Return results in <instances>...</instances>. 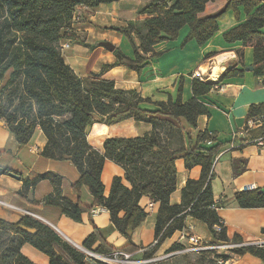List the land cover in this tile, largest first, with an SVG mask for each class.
<instances>
[{
	"label": "trees",
	"instance_id": "16d2710c",
	"mask_svg": "<svg viewBox=\"0 0 264 264\" xmlns=\"http://www.w3.org/2000/svg\"><path fill=\"white\" fill-rule=\"evenodd\" d=\"M115 1L119 0H0V77L8 70H11L10 80L21 74L23 90L32 100L21 115L18 110L10 111L9 104H0V120L6 123L21 146L28 144L36 130L41 129L46 138L41 155L55 160L69 156L79 173L78 179L71 184L72 191L79 193L85 185L94 201L91 206H86L80 202L79 195L77 200L64 196L63 176L49 171L24 179L17 193L27 199L29 191L47 179L53 190L44 197L43 204L55 205L75 222H82L84 212L90 213L95 206H103L109 211L114 227L122 234H126L130 227L136 228L148 216L140 205L141 198L147 195L159 203V208L155 223L157 243L145 252V257H152L166 239L182 230L188 216L206 224L213 236L212 241H229L224 226L220 232L214 229L220 217L213 207L217 206L211 186L213 167L224 148H242L263 136L264 125L248 130L242 138L217 143H214L216 137L213 133L200 131L195 142L190 139L188 143L183 122L196 127L200 116L209 115L199 98L214 90L222 79L240 74L244 69L231 65L218 81L193 77L192 96L186 101L181 97V78L177 99L173 101L169 97L167 101L155 102L153 109L144 106L151 99L142 97L136 89L119 88L110 79L79 77L61 52V44L65 41L84 43L75 31L73 14L80 6L94 9ZM211 1L216 0H153L140 12L149 15L148 18L130 20L125 27L113 28L129 37L134 57L116 48L115 60L105 64L101 71L125 65L141 74L148 60L159 54L154 51V46L176 38L185 25H188L189 32L182 45L191 39L204 45L218 31V19L225 12L232 10L237 16L240 6L246 13L257 7L254 14L226 31L223 38L227 42H242V47L237 49V62L242 66L243 48H253V72L264 85V0H228L220 11L202 15ZM261 111V107L252 106L248 117ZM130 118L150 123L152 130L137 137H108L103 144L104 153L88 142L86 130L94 123L113 124ZM208 142L212 145H202ZM178 158H183L185 168L200 166L201 172L198 179L187 180L181 192V202L171 204L170 196L177 184ZM106 159L125 170L124 176L113 178L108 195H105L101 178ZM6 172H9L8 168L0 167V174ZM240 172L241 169L235 171L236 174ZM124 179L130 187L124 184ZM234 199L243 208L263 207L264 189L238 191ZM21 225L36 228V232H26ZM5 232L9 235L1 236ZM97 242L100 245L93 249ZM234 242H241V238L236 237ZM24 244L46 254L49 264H105L89 260L53 227L36 217L24 215L14 222L0 217V264H6L8 260L12 264H36L22 253ZM130 245L134 246L133 243ZM83 247L98 253L116 250L105 242L96 227L83 242ZM178 247L174 243L167 251ZM232 252L251 254L264 261V243L247 244L232 249ZM196 255L212 256L216 262L218 257L225 260L228 257L213 251Z\"/></svg>",
	"mask_w": 264,
	"mask_h": 264
},
{
	"label": "crops",
	"instance_id": "0c3cea01",
	"mask_svg": "<svg viewBox=\"0 0 264 264\" xmlns=\"http://www.w3.org/2000/svg\"><path fill=\"white\" fill-rule=\"evenodd\" d=\"M152 1L119 0L109 4H101L94 9L88 8L89 25L75 27L76 33L84 43L71 42L70 47L62 51L65 61L81 78L92 80L110 79L119 88L136 89L142 97L151 99V102L144 103L145 107L151 109L156 107L154 105L155 102L167 101L169 97L173 101L177 99L181 78V97L183 101H186L192 96L191 85L193 77H200L205 81H216L217 79L220 80L228 66L233 65L237 69H244L240 74L222 79L218 87L199 98L208 109L209 115L200 116L196 127H191L183 122L188 143L190 139L195 142V138L200 131L212 132L214 137H216V142L214 143L242 138L241 131L244 129L251 107L257 106L261 107L262 110L264 109V85L261 78L254 74L253 69H246V67L252 66L254 62L253 48L251 46L243 48L244 67L237 62V49L242 47V42H227L224 40L223 34L254 14L257 7L250 13H246L244 7L240 6L237 16L232 10L225 12L218 19V31L204 45H198L193 39L182 45L184 38L189 32L188 25H185L176 38L164 40L154 46V51L159 54L148 60L141 74L125 65H118L102 72V67L105 64L112 63L115 60L114 50L116 48L129 57H134V47L129 37L113 28L125 27L130 20L148 18L149 15L141 14L140 12ZM227 1L216 0L208 2L202 15L220 11ZM85 32H88V34L85 35ZM91 38L96 40H91ZM134 39L137 42L135 37ZM100 41L112 42L115 45V49L113 51L106 49L104 46L99 45ZM151 130L152 125L150 123L130 118L113 124L98 121L88 127L86 133L90 145L99 152L104 153L103 144L108 137H137L143 136ZM32 139L36 142L40 141L41 146L35 144L28 147L31 141L26 145H19L8 130L6 123L0 120V153L5 152L8 145L15 149L14 151L11 150L13 155L10 156L9 164L1 167L8 168L9 171L21 176V179L18 180L10 176L8 172L0 174V195L7 196L12 201H15L12 204L0 200V203L9 204L16 210L21 211L20 213L2 210L3 216H0L14 222L25 215L24 211L30 212L35 215L33 217H40V220L43 219V222L53 227L65 240L75 247L76 245L83 247V242L96 227L109 246L128 252H137L136 257L144 256L145 252L140 250L150 249V246L156 241L155 223L159 208V203L153 202L147 195L141 198L140 205L148 212V216L140 225L133 228L132 233L129 235L127 232L122 234L114 227L108 210L97 215H91L89 211H86L82 214V222H75L63 215L59 209L44 207L42 203L44 197L53 190V185L47 179L40 181L33 188L32 200L29 198L25 199L17 193L22 188L24 179L34 178L39 175L33 173L38 170L36 169L37 164L43 160L45 164L42 168L43 170L39 173H46L53 166L63 176L62 193L64 196L77 200L79 195L80 202L86 206H91L94 201L89 188L85 185L80 188L79 193L72 191L71 184L78 179L79 173L76 167H71L73 164L70 159L65 157L62 160L44 159L41 155L40 152L46 143V138L41 129L38 128L36 130ZM202 145L210 146L212 144L202 143ZM31 147H37L38 149L33 151ZM32 154H36L35 159L31 156ZM223 157H226L221 167L223 173H218L222 181V190L215 189L213 178L211 186L214 200L217 203L216 210L220 220L224 222L228 239L234 242V239L239 237L241 242L238 243L262 242L264 241V206L240 207L236 203L234 195L238 191L245 190V187L252 183L256 184L259 189H264V145L258 146L253 142L242 148L230 150L224 148L217 157V165ZM240 160L242 161L240 162ZM176 168L177 184L175 191L170 196L171 204H179L181 202V192L187 180L198 179L201 172L200 166H194L190 169L185 168L183 158L176 160ZM236 169H241V172L236 174ZM124 174L125 170L121 165L110 159L105 160L101 175L105 195L110 192L113 178L115 176H124ZM45 182H49L48 184L50 185H44ZM123 182L130 187V183L127 180L124 179ZM37 203L40 205V211L45 213L44 215L32 208ZM150 204H152L151 207H149ZM200 224L206 226L205 223L191 216L186 218V226L192 225L198 236L206 241L213 240L210 231L208 236L202 233V229H199ZM177 238L178 231L166 239L154 255L167 251L177 241ZM130 243H133L135 248L132 245L128 246ZM99 245L100 243L97 242L94 244L93 249ZM21 250L34 263L49 264V257L32 245L24 244ZM227 256L225 264H264V261L251 254L241 255L231 251ZM167 264L218 263L215 259H212V256L188 254L175 256L168 260Z\"/></svg>",
	"mask_w": 264,
	"mask_h": 264
},
{
	"label": "built area",
	"instance_id": "2783aa9c",
	"mask_svg": "<svg viewBox=\"0 0 264 264\" xmlns=\"http://www.w3.org/2000/svg\"><path fill=\"white\" fill-rule=\"evenodd\" d=\"M88 9L86 6H80L76 9L73 14V25H75L81 19L82 10ZM70 47V42L65 41L61 44V50H66ZM218 81V80H217ZM217 85L216 87H218ZM264 125V109L261 112L255 113L250 117H247L244 129L241 131V135L246 136L248 130L257 129ZM210 134L212 132H209ZM255 144L258 146L264 145V135L258 137L253 140ZM211 142H208L210 144ZM33 151H37V147H31ZM256 184L252 183L245 187V190H258ZM152 204L149 205L151 207ZM217 209V206H213ZM188 210H190L188 208ZM103 211H107V209L103 206L97 205L91 211V215H97ZM27 212V211H26ZM32 214L30 212H27ZM34 216V214H32ZM224 226V222L219 220V222L214 226L216 232H220L222 227ZM157 240L152 244L151 247L155 246ZM264 241L258 243H235L231 241H206L198 236L192 225L185 226L182 230L178 231V238L175 244H178L180 247L176 248L172 251H165V254L153 255L152 257H136V253L128 252L121 249H116L109 253H98L86 248H83L81 251L87 256L89 260L95 259L97 261H101L105 264H153L161 260H166L172 258L174 256L183 255V254H200L205 251H213L218 255H228L232 249L244 246L247 244H263ZM149 249V248H148ZM148 249H141V252H146ZM227 260H225L222 256L217 258L218 264H225ZM96 264V263H95Z\"/></svg>",
	"mask_w": 264,
	"mask_h": 264
},
{
	"label": "rangeland",
	"instance_id": "374dc122",
	"mask_svg": "<svg viewBox=\"0 0 264 264\" xmlns=\"http://www.w3.org/2000/svg\"><path fill=\"white\" fill-rule=\"evenodd\" d=\"M88 14H89V10L88 9H83L82 10L81 19H80V21H78L76 23L75 27H84L85 25L88 26L89 22H90ZM87 34H88V32H85V35H87ZM84 39H86V37H84ZM91 40L95 41L96 39L95 38H91ZM69 42L71 43L73 41H69ZM10 76H11V70H8L2 77H0V104H3V103L9 104V110L10 111L18 110L19 114L21 115L22 112L24 113L27 110L28 104H30L32 100L27 97V95L25 94V92L23 90V86H22L23 77H22V75L21 74H16L15 78L13 80L9 79ZM22 103H24V105L21 108L20 105ZM163 132H165V130ZM34 139L31 140V142L29 143L28 147H30L31 145H35V144H37L38 146H41V142L40 141L36 142ZM11 150L14 151L15 149H12L8 145L6 151L3 152V153H0V167L3 166V165L9 164L10 156L13 155ZM31 156L34 159L36 158V154L35 155L32 154ZM45 158L46 157H44V159ZM217 160L218 159H216L214 167H213V180L212 181L214 182L215 189L221 191L222 190V181H221L220 176H218V173L219 172L223 173V171L221 170V167L224 164V162L226 160V157L221 158V161L219 162L218 165H217V162H218ZM44 164H45L44 161L41 160L36 166V169H38V170L34 171L33 174H41L39 172L41 170H43L42 168L44 167ZM71 167H75V166L72 165ZM66 169H68V168H66ZM49 172L60 174L56 169H54L53 166L51 167ZM48 183L49 182H45L44 185H47V186L50 185ZM1 185H3V184L1 183ZM0 200L4 201V202L6 201V202L12 203V204L15 203V201H12L7 196L0 195ZM44 207L51 208V209H58V207H56L55 205H52V204H44ZM32 208L36 212H39V213H41L43 215L45 214V213H43V211H40V205H38V203H37V205H34ZM2 210H7V211H11V212L17 211V212L21 213L20 210H16L13 206H10L9 204L5 205L3 203H0V215L3 214ZM24 214L33 216L32 214H29L26 211H24ZM1 218H3V217H1ZM200 228L202 229V233H204L205 236H208V234H209L208 228L204 224H200L199 229ZM8 235L9 234L7 232H5V234L1 233V236H3V237H6ZM164 254H165V252L159 253L158 255L162 256ZM183 255H188V254H183ZM168 260H170V259L161 260V261H158L156 263L157 264H167ZM6 264H12L11 260H8Z\"/></svg>",
	"mask_w": 264,
	"mask_h": 264
},
{
	"label": "water",
	"instance_id": "95a60500",
	"mask_svg": "<svg viewBox=\"0 0 264 264\" xmlns=\"http://www.w3.org/2000/svg\"><path fill=\"white\" fill-rule=\"evenodd\" d=\"M99 45L104 46L106 49H108V50H110V51H113V50L115 49V45H114L112 42H110V41H100V42H99ZM228 67H229V66H228ZM228 67H227V68H228ZM246 69H247V70H252V69H253V66H248V67H246ZM217 80H219V79H217ZM217 80H216V81H217ZM65 158L69 159L70 157H69V156H65ZM8 173H9L10 176H12V177H14V178H16V179H18V180L21 179V176L18 175V174H16L15 172L9 171ZM28 198H29L30 200L33 199V189L30 190ZM34 216H35V215H34ZM36 218H39V219H40V217H36ZM41 220H43V219H41ZM20 228H21L22 230L26 231V232H29V233H35V232H36V228H31V227H28V226H25V225H21ZM132 230H133L132 227L128 228L127 233L130 235V234L132 233ZM76 247H77L78 249H80V250H82V249L84 248V247L79 246V245H76Z\"/></svg>",
	"mask_w": 264,
	"mask_h": 264
}]
</instances>
